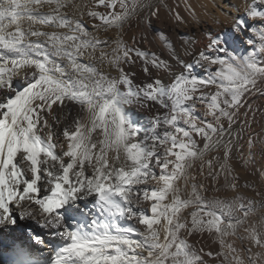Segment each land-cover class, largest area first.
Returning <instances> with one entry per match:
<instances>
[{
	"label": "snow or ice",
	"instance_id": "snow-or-ice-1",
	"mask_svg": "<svg viewBox=\"0 0 264 264\" xmlns=\"http://www.w3.org/2000/svg\"><path fill=\"white\" fill-rule=\"evenodd\" d=\"M94 2L71 5L77 16L69 0H0V264H260L264 255L252 248L264 249V236L254 226L244 227L246 260L223 237L264 207L237 194L242 187L262 195L247 178L241 186L233 163L237 153L253 163L258 109L249 101L264 96V0L232 6L229 27L249 37L239 57L210 29L193 50L196 38L178 31L190 21L169 0ZM186 9L194 15L190 3ZM154 21L172 23L179 49L163 30L152 31ZM194 66L206 75L195 76ZM128 104L148 113L143 142L122 114ZM253 172L264 176V165ZM221 187L224 196L209 195ZM81 201L96 218L69 231L64 213L80 211ZM121 217L134 226H115ZM21 221L68 242L44 256L37 244L52 242L28 224L25 235Z\"/></svg>",
	"mask_w": 264,
	"mask_h": 264
},
{
	"label": "bare ground",
	"instance_id": "bare-ground-1",
	"mask_svg": "<svg viewBox=\"0 0 264 264\" xmlns=\"http://www.w3.org/2000/svg\"><path fill=\"white\" fill-rule=\"evenodd\" d=\"M227 2L230 3L229 10L223 8V5L225 6L224 4L225 2L223 3L222 6H220L217 0H169V3L173 5H179L181 14L190 21L189 24L184 25L178 31L184 34V38H187V39H192L193 37L196 38L197 44L194 46L193 50L201 46L203 38H204V33L209 29L213 32H217V31L220 32V34L225 38V47L227 48L229 52L233 53L234 55L238 57L244 56L250 50L249 45L245 42L246 39H248L249 37L242 38V37L237 36L232 42L227 40L228 36L234 34V32L232 33V31L228 32V29H230L229 20L233 16L236 15V12L232 6L236 3L242 2V0H227ZM189 3L192 5V8L194 10V15H190L186 9V5ZM69 5L70 6L67 9L69 14L71 15L72 12L75 11L77 16L80 15V12L76 9H73L71 5L91 6L93 8L96 7L94 0H69ZM48 7L49 5H43L41 10L47 11ZM219 8L225 9V12L221 11ZM99 10H103L102 6L100 7ZM167 11L168 9L165 8L164 12L166 13ZM85 22L88 25L89 31H94L92 27L93 22L91 18H86ZM157 29L163 30L165 35H167L169 39L173 40L175 46L177 47V49H179L180 47L179 42L181 41L182 38L181 36L176 35L177 30L173 28L171 22H168L167 24H165L161 21H154L152 31H156ZM42 30H50V29L45 28ZM135 30H136V24L135 22H133V25L128 30V33L130 34L132 31H135ZM59 31H63V30H59ZM149 31H150L149 39L152 40V48L159 53L163 47L162 43L158 39L154 38L155 37L154 32H152L151 30ZM97 35H99L101 39L105 38V34L103 30L97 33ZM108 35L115 38L116 31L111 30L109 31ZM232 37H234V35H232ZM231 44L233 45V47H231ZM163 54L165 57H167L168 51L164 49ZM218 55L220 54L218 53ZM193 73L195 76L200 77V78H203L206 75L205 70L203 68L195 67V66L193 67ZM21 83H23V81H21L20 83H17L16 85L17 88L21 86ZM158 107L159 106H155L153 108L152 110L153 113L158 109ZM121 111L125 117L126 123L129 124L132 127V129L136 131L137 141H140V142L145 141L150 134V129L152 128L151 122L147 115L148 113L140 110L134 104H128V105L121 106ZM160 111H163V110L160 109ZM200 115L202 116V114ZM181 126H184V125H181ZM251 132L253 134L254 140L256 141L252 149L253 163L244 165L239 153L236 154V157L233 163H234V166H236L235 174H238L241 178L239 181L241 186L244 185L245 178H247L249 183L255 184L256 191H260L262 195L258 197L255 195V191H253L252 189H244L242 187L237 189V194L241 196H245L251 200L259 201L261 204H264V176L253 172V168H259L262 165H264V122L261 123L257 128L253 129ZM93 138L99 139L101 137L98 136L97 133H93ZM246 139H247V132L245 133V138H244L243 148H242V151L244 152L245 155H247V152H248ZM111 155L113 154L109 153L110 157ZM197 170H198V166H197ZM156 171L158 173L159 169H157ZM154 183L155 182L153 181L152 185H149V187H152ZM218 183L223 185V177L220 178ZM205 184L206 186L208 184L210 186L211 180L209 179L208 181H205ZM209 195L210 196H216V195L224 196L225 190L223 187H221L220 193L209 192ZM227 198H230V195ZM88 199H89L88 208L90 207L92 208L93 207L92 197H89ZM78 207L80 211H76L74 208L70 213H64V209L59 210L61 213H64L65 227L69 231H78V230L82 231L85 225L90 226L92 221L96 218L95 212L89 214L87 209L84 208L83 201L78 202ZM141 211L147 212L148 210L147 209L141 210L139 208L136 209L137 213H140ZM68 218H71V220H67ZM24 222L25 224L30 225L35 232L40 233L45 241L52 242L48 246L37 244V247H41L44 249L42 253L44 256L54 255L60 248H62L68 242L66 239L62 238L58 234L54 235L47 229H41L38 225H36L32 221H24ZM114 225L117 227H133L134 226L131 221L123 217L119 218L118 220H115ZM248 225L254 226L262 234V236H264V207H261L258 205L255 211L249 212V215L244 220L243 224L237 226L236 236H232L229 234L223 237L226 243L232 242L234 247L237 248L238 252H239L240 247L247 248L250 246V242L244 240V238L247 236V233L244 232V227ZM24 228H25V225H24ZM25 230H26L25 235H27L28 234L27 228H25ZM222 230L228 231L229 233L231 232V229H228L226 225L222 226ZM237 236H239L241 240H237L236 238ZM242 241L244 242L243 246H241ZM207 242L215 250L217 251L219 250L218 242L215 244H213L211 240H208ZM50 248L52 249L51 252L49 251ZM225 251L227 252V250ZM258 251L261 252L262 255H264V249L252 248L253 254ZM239 254L245 257V260H246L248 253L239 252ZM230 260H231V257H229V261ZM226 264H228V262H226ZM246 264H247V261H246ZM260 264H264V260H261Z\"/></svg>",
	"mask_w": 264,
	"mask_h": 264
},
{
	"label": "rangeland",
	"instance_id": "rangeland-1",
	"mask_svg": "<svg viewBox=\"0 0 264 264\" xmlns=\"http://www.w3.org/2000/svg\"><path fill=\"white\" fill-rule=\"evenodd\" d=\"M217 2L220 4V6H222L223 3L225 2L224 3L225 6L223 5V8H225L227 10L230 9V7H229L230 6V3L227 2V0H217ZM227 6H228V8H227ZM219 9L221 11H224L225 12V9H222V8H219ZM231 31H232L231 28L228 29V32H231ZM232 33H233V31H232ZM236 34L235 33L232 34V35H234V37H232V35L228 36L227 37V40L232 42V41H234L235 37H237V36L242 37V38L247 37V36H244L242 34H237V35ZM231 47H233L232 44H231ZM249 102L253 104V108L254 109H258V111L256 112V115H255V120L251 122L250 131H252L253 129L257 128L261 123L264 122V118H262V113H264V96H258V95L257 96H254V97L250 98V101ZM199 107H202V106H199ZM200 114H202V113H200ZM251 117H252V113L249 112V119L250 120H251ZM242 118L243 117H241V119ZM67 220H71V218H68ZM20 223H21V228L24 231H26L25 228H24L25 222L24 221H21ZM17 231H20V229H17Z\"/></svg>",
	"mask_w": 264,
	"mask_h": 264
}]
</instances>
